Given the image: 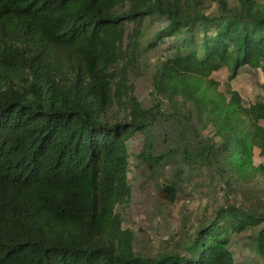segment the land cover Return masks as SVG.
<instances>
[{"label": "trees", "instance_id": "1", "mask_svg": "<svg viewBox=\"0 0 264 264\" xmlns=\"http://www.w3.org/2000/svg\"><path fill=\"white\" fill-rule=\"evenodd\" d=\"M215 1L217 15L198 9L203 0H0V264H264V186L253 183L264 178L254 162L255 149L264 156V79L245 105L213 76H264V3ZM147 50L162 52L150 104L130 79ZM167 105L212 127L201 164L240 199L152 255L136 248L119 207L132 193L128 142L148 136ZM115 107L125 120L109 117ZM139 156L150 171L165 165ZM182 170L160 189L169 201Z\"/></svg>", "mask_w": 264, "mask_h": 264}, {"label": "rangeland", "instance_id": "2", "mask_svg": "<svg viewBox=\"0 0 264 264\" xmlns=\"http://www.w3.org/2000/svg\"><path fill=\"white\" fill-rule=\"evenodd\" d=\"M203 1V5L198 7L201 12L216 15L219 13L217 1ZM258 1L264 3V0ZM145 43L146 39L142 45ZM161 57L160 51H143L139 65L130 75L139 100L147 104H150L152 99L153 64ZM228 74L224 69L214 72L213 76L221 82L222 90H225L227 82L238 90L245 105L252 104L263 93L264 76L260 68L245 69L232 80L228 79ZM164 112L166 114L161 116L159 123L151 127L148 136L138 134L128 142L132 193L128 204L119 207L124 227L132 229L135 233L136 248L152 255L185 240L218 205L224 204L226 200L240 199V196L235 194L228 198L222 179L213 166L209 162L201 164L203 158L200 146L208 144L212 127L205 129L195 118L188 120L184 108L167 105ZM109 117H118L123 121L126 111L115 107ZM261 124L264 125V120H261ZM181 137L182 146L185 143L190 146L191 159L196 161L195 164L189 165V161H185L186 155L175 150V145ZM142 153L164 155L165 165L150 171L146 160L139 156ZM254 162L264 164V156L258 154V149H255ZM179 168L184 171L181 179H178L181 182L180 192L174 201H169L161 194L160 189L164 183L176 180ZM257 179L253 182H258L254 189L264 186V178L259 175ZM241 248L243 253H249Z\"/></svg>", "mask_w": 264, "mask_h": 264}]
</instances>
